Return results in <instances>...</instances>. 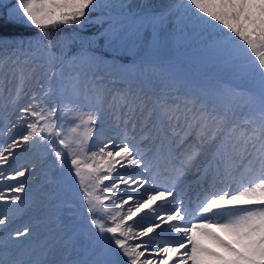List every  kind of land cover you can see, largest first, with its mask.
Returning a JSON list of instances; mask_svg holds the SVG:
<instances>
[{"label": "snow or ice", "instance_id": "obj_1", "mask_svg": "<svg viewBox=\"0 0 264 264\" xmlns=\"http://www.w3.org/2000/svg\"><path fill=\"white\" fill-rule=\"evenodd\" d=\"M189 25L233 80L166 54ZM0 122V264H264V0H0Z\"/></svg>", "mask_w": 264, "mask_h": 264}, {"label": "rangeland", "instance_id": "obj_2", "mask_svg": "<svg viewBox=\"0 0 264 264\" xmlns=\"http://www.w3.org/2000/svg\"><path fill=\"white\" fill-rule=\"evenodd\" d=\"M142 1L144 3L146 2V4H147L146 7H142L140 5L143 3ZM156 1H158V0H141V1L140 0H133V3H135L136 5H139L142 8H144L145 10H149L153 13H159V12L167 11L170 6L182 3V0H178V1L174 0L172 3H170L171 5L170 4H168V5H157ZM14 3L15 2H13L12 4H14ZM155 6H157V7H155ZM216 39H217V36L215 33L201 32L199 29H193L189 25L185 29L183 34H181V33L176 34V39H175L174 43H172L170 45L169 50L166 54L168 56L172 57L179 65L183 66L185 68V70L188 71L190 74L196 76V72H195L196 69H191L188 66L189 61L187 60V58L188 57H196V56L201 57V56H204L205 54L211 52L212 50L216 51L215 58L222 57L223 53L221 51H219L218 47L216 48ZM221 65H222V63H219L218 65H216L212 69V71H214V72H222V71L228 72V71H230V70H221L222 69ZM200 77L203 78V77H207V76L202 75ZM207 78H209V77H207ZM240 81L242 82V79ZM2 123L3 122H0V126H2V127H0V132H2L4 130V124H2ZM6 139H7L6 137H4L3 135H0V143H4ZM21 163H24V162H21ZM37 167H39V166H36V168ZM163 171H164V169L161 170V173H163ZM46 172H47V168H46ZM44 178H43L44 180H41V182H40L41 184L39 186L45 185L46 177H44ZM21 179H27V177L21 178ZM34 185H35V183L33 184V186ZM35 192L36 191L29 194V199L27 201V207L24 208V211L21 213L19 218H17L14 223L17 224L19 221L24 219V217H27L31 213H34V209L36 207L34 201L42 199L40 192H38V191L36 193ZM183 193H184V191H183ZM184 194L186 196L187 193H184ZM69 195L75 200L77 205H79L81 203L82 193L79 190V187L77 184H75V183L72 184V188H71V191L69 192ZM188 197H190V196H188ZM26 221L25 222L23 221L19 225V227H23L25 224H28V222H26ZM12 228L14 230L15 228H17V226H15V227L13 226ZM162 238L167 239V237H162Z\"/></svg>", "mask_w": 264, "mask_h": 264}, {"label": "bare ground", "instance_id": "obj_3", "mask_svg": "<svg viewBox=\"0 0 264 264\" xmlns=\"http://www.w3.org/2000/svg\"><path fill=\"white\" fill-rule=\"evenodd\" d=\"M141 1V0H140ZM174 0H158V1H156V4L157 5H168V4H170V3H172ZM178 1V0H177ZM143 2V1H142ZM150 2V1H149ZM137 3V2H136ZM151 3V2H150ZM142 7H146L147 6V4H146V2L144 3H142V4H140ZM171 5V4H170ZM176 5V4H175ZM155 7H157V6H155ZM221 68H222V65H221ZM222 70V69H221ZM3 124V123H2ZM0 127H2V126H0ZM17 134V133H16ZM93 150H94V146H93ZM20 162H30L31 164H34L35 165V169H36V171H35V177L34 178H30V177H27V181H28V183H29V185H30V188H29V194L30 193H32V192H34V191H38V192H41V186H43V187H47V185L45 184V185H41V186H39L41 183V180H44L45 178L44 177H46L45 176V173H46V168H48V163H49V161L47 160V159H44V160H42L41 158H40V156H39V154L38 153H35V152H33V153H31V154H26V155H24L23 157H22V159H21V161ZM36 166H39V167H37L36 168ZM159 167H160V170H162V169H164L165 167H166V162L163 160V159H161L160 161H159ZM44 178V179H43ZM35 183V185L33 186V184ZM107 183V182H106ZM185 189V190H184ZM178 191H184V193L186 192V191H190V197L191 198H194V196H195V194H196V192L198 191V189H197V187H196V184L194 183V179H193V177L192 176H189V177H187L186 178V180H185V182H184V184H182V185H180V186H178V189H177ZM142 191V190H141ZM35 192V193H36ZM33 196V195H32ZM42 197V196H41ZM40 197V198H41ZM38 198V197H37ZM33 200V199H32ZM33 204V203H32ZM142 215V214H141ZM34 217V213H31L30 215H28L27 217H24V219H22L21 221H19L17 224L16 223H14L12 226H11V228L14 226H17V228H21V227H19V225L24 221H26V222H28V223H30V221H31V219ZM19 218V217H18ZM139 217H137V219H138ZM13 229V228H12Z\"/></svg>", "mask_w": 264, "mask_h": 264}, {"label": "trees", "instance_id": "obj_4", "mask_svg": "<svg viewBox=\"0 0 264 264\" xmlns=\"http://www.w3.org/2000/svg\"><path fill=\"white\" fill-rule=\"evenodd\" d=\"M15 0H4L5 4H11L13 3ZM95 13L93 14V17H95ZM12 31H19V32H24V31H31V32H35L38 31L34 28L32 29H13ZM79 31L80 35H90L91 34V30L90 29H84V30H79L77 29L75 26H71V27H64L61 28L59 30V33L61 35L64 36H70L73 32ZM215 55V51H212L210 53H208L207 55L203 56V57H192L190 58V64L193 67L198 68V70L196 71V73L198 74H203L205 72L206 69L208 68H213L217 63L223 61V56L219 57V58H214ZM209 78H219L222 79L224 81H229V80H233L234 79V74L232 72L229 73H214L213 75H209ZM242 78V77H241Z\"/></svg>", "mask_w": 264, "mask_h": 264}]
</instances>
